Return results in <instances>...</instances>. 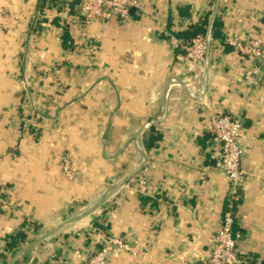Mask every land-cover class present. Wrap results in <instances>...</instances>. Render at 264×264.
Returning a JSON list of instances; mask_svg holds the SVG:
<instances>
[{
  "label": "crops",
  "instance_id": "obj_1",
  "mask_svg": "<svg viewBox=\"0 0 264 264\" xmlns=\"http://www.w3.org/2000/svg\"><path fill=\"white\" fill-rule=\"evenodd\" d=\"M79 1L0 0V264H89L103 234L133 249L103 264H204L229 192L214 112L249 136L234 230L242 264H264V62L230 43L264 42V0H138L129 20L90 25L91 54L63 40ZM204 17L213 43L190 93L170 37Z\"/></svg>",
  "mask_w": 264,
  "mask_h": 264
},
{
  "label": "built area",
  "instance_id": "obj_2",
  "mask_svg": "<svg viewBox=\"0 0 264 264\" xmlns=\"http://www.w3.org/2000/svg\"><path fill=\"white\" fill-rule=\"evenodd\" d=\"M69 4H65V24L72 30V38L77 37L74 50L80 53H93L97 44H90L88 30L94 22H105L107 19L117 17L122 21L130 19V10L138 6V0H80L78 10L70 12ZM170 43L174 48L186 52V71L190 75L182 81V85L190 93H194V80L202 71V64L206 61L213 43V36L207 32L199 33L189 41H183L177 36L170 37ZM230 43L244 56L258 58L264 62V42L261 37H252L247 41H230ZM175 78L171 79L170 88L178 87ZM27 96L31 106L36 107L35 100L31 98L30 91ZM180 103V98H176ZM35 111V110H34ZM151 125L145 122L139 129L140 134ZM241 117L230 113L214 112L210 117L209 131L215 145V157L218 167L226 174L229 180V192L226 205L222 210L220 224L212 239V251L204 264H242L243 259L239 255L237 247L238 234L234 230L236 218V200L239 197L244 182L245 172L242 167L244 148L249 146V136L244 130ZM66 174H70L69 161L64 162ZM0 201H2L0 199ZM96 230L94 229V232ZM102 247L91 257L89 264H103L106 256L114 251L133 250L124 241L108 234H103Z\"/></svg>",
  "mask_w": 264,
  "mask_h": 264
},
{
  "label": "trees",
  "instance_id": "obj_3",
  "mask_svg": "<svg viewBox=\"0 0 264 264\" xmlns=\"http://www.w3.org/2000/svg\"><path fill=\"white\" fill-rule=\"evenodd\" d=\"M206 19H207V17H204L202 20H200V22L198 24L194 25L191 28V31L187 32V34L185 33V35H189L190 37H192V36H195L199 33H204L205 29H206ZM67 39L72 41L73 38H72V35L68 32V29H65L64 37H63L64 44L67 43L66 42Z\"/></svg>",
  "mask_w": 264,
  "mask_h": 264
},
{
  "label": "rangeland",
  "instance_id": "obj_4",
  "mask_svg": "<svg viewBox=\"0 0 264 264\" xmlns=\"http://www.w3.org/2000/svg\"><path fill=\"white\" fill-rule=\"evenodd\" d=\"M65 162V161H64Z\"/></svg>",
  "mask_w": 264,
  "mask_h": 264
}]
</instances>
